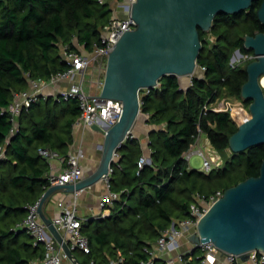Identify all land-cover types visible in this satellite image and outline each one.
<instances>
[{
    "label": "trees",
    "instance_id": "1",
    "mask_svg": "<svg viewBox=\"0 0 264 264\" xmlns=\"http://www.w3.org/2000/svg\"><path fill=\"white\" fill-rule=\"evenodd\" d=\"M262 1L241 13L218 14L209 31L199 30L198 64L203 73L191 84L183 86L177 75H166L149 93L141 90V112L155 127L149 138L151 164L139 169L144 150L135 137L118 149L110 188L120 198L109 207V215L83 221L82 231L91 244L89 254L75 250L83 264H111L119 255L124 257L122 264L149 261L173 222L192 216L197 194L225 192L260 175L264 144L231 151L230 137L239 125L230 110L218 111L214 105L227 94L250 107L252 101L242 97V87L252 59L235 66L232 57L237 50L254 54L245 40L264 32L258 17ZM113 17L108 0H0V264H31L44 256V245H35L32 234L21 227L29 207L51 186V163L39 149L67 158L75 142L74 125L82 115L77 99L54 95H41L24 108L17 126L8 108L16 94L29 89L30 80L48 81L70 68L62 46L77 49L78 42L91 49L95 41L101 43L102 29ZM201 133L225 155L224 164L210 172L191 168L185 158ZM184 258L187 264H204L198 247ZM154 264L167 262L156 258Z\"/></svg>",
    "mask_w": 264,
    "mask_h": 264
},
{
    "label": "water",
    "instance_id": "2",
    "mask_svg": "<svg viewBox=\"0 0 264 264\" xmlns=\"http://www.w3.org/2000/svg\"><path fill=\"white\" fill-rule=\"evenodd\" d=\"M257 0H137L132 7L136 28L127 30L109 55L101 96L123 105L120 120L112 127L92 128L104 134L101 162L95 172L77 183L50 186L39 201V213L50 232L74 264H83L54 220L45 213V204L58 191L76 193L104 180L116 161L118 149L130 137L141 114L142 89L158 87L162 77L195 75L202 49L200 29L209 31L218 14H236ZM264 24V0L258 9ZM245 46L256 58L247 65L248 80L242 97L251 100V117L230 137V149L240 153L264 144V32L246 36ZM243 56L241 50L236 51ZM233 59V57H232ZM200 76V75H199ZM190 241L213 242L228 254L250 259V252H264V161L260 175L249 177L225 190L198 223Z\"/></svg>",
    "mask_w": 264,
    "mask_h": 264
},
{
    "label": "built area",
    "instance_id": "3",
    "mask_svg": "<svg viewBox=\"0 0 264 264\" xmlns=\"http://www.w3.org/2000/svg\"><path fill=\"white\" fill-rule=\"evenodd\" d=\"M137 0H123L122 7L125 15L114 16L102 29L101 43L95 41L92 48L88 49L84 45L81 50L71 49L68 45L62 46V54L64 60L70 65V68L53 76L50 80L44 81L41 79L30 80L32 89H28L22 93L16 94L13 103L9 106L8 111L11 113V119L15 125L18 124V117L24 108L29 107L33 102L38 101L42 94L44 85H53L60 80L67 78L80 77L75 80L70 88L64 89L57 93L58 99H72L79 101L82 115L80 121L89 127L98 125L103 129L112 127L121 118L123 113V105L119 100L104 98L101 93H90L86 90L84 82L87 70L90 65H94L100 72L106 70L109 55L114 50L119 39L127 30L136 28V22L132 17V7ZM245 59H255V54L243 56ZM102 83V82H101ZM192 83V80H191ZM190 83V84H191ZM152 89L146 88L145 93H149ZM141 94V92H140ZM45 96V95H43ZM47 97V96H45ZM214 109L218 111L230 110L232 116L237 114L238 110L227 105L226 100H219L215 103ZM206 108V106H205ZM40 154L47 158L50 163L52 160L59 159L66 163L65 168L61 171L55 170V166L51 165L49 179L51 186L59 184L77 183L83 179L82 159L85 157V152L79 149L76 153L70 154L67 158L49 148H40ZM193 154H198L203 160V170L210 172L213 168L221 167L224 164L223 156L212 146L209 138H202V133L198 136L195 143L185 153V158L190 161ZM116 159L118 154H116ZM146 164H151L150 155H143L139 161V169H142ZM113 168L110 169L109 175L106 176L105 183L108 191L103 196L102 208L109 209L116 199L120 198V193L113 192L110 188V179L112 177ZM79 192H76L75 197ZM222 190L216 191L206 197L202 194H197V202L191 205L192 216L174 221L172 226L167 229L163 236L159 239L155 246L153 258L143 264H154V259L163 258L167 264H187L184 255L190 252L193 247L186 252H178L181 246V238L190 237L193 233H198V223L200 219L207 213L212 204L223 196ZM59 215L54 219L58 229L62 232L65 239L69 241L74 250H80L89 254L91 252V244L89 238L83 233V219L80 217L76 204L69 201H59ZM29 215L21 225L26 228L35 238V245L42 243L45 247L44 256L41 259L33 261L31 264H74L68 255L64 252L62 246L50 232L47 224L43 221L39 213V202L29 207ZM103 217L106 214L102 211L100 214ZM198 248L203 250L204 264H219L223 261L225 264H232L241 261L240 257L234 254H228L219 249L212 241L200 243ZM250 261L254 264L264 263L263 251H251ZM124 257L119 255L117 259L111 261V264H122ZM91 264H96L92 261Z\"/></svg>",
    "mask_w": 264,
    "mask_h": 264
},
{
    "label": "crops",
    "instance_id": "4",
    "mask_svg": "<svg viewBox=\"0 0 264 264\" xmlns=\"http://www.w3.org/2000/svg\"><path fill=\"white\" fill-rule=\"evenodd\" d=\"M82 46H83L82 44H78L77 42V50H81ZM95 70L96 68L93 65V69L91 71H95ZM103 72H100L99 70L98 81L91 83L92 90L94 89V87H96V93L99 92L101 93L102 91L104 78H105V73ZM76 79L79 80L80 77L77 76L74 79L73 78L63 79L53 85H44L42 89V94L45 96H50V95L56 96L57 93H59L60 91L70 88L71 84ZM181 83L183 86H188L191 83V80L190 81L185 80L183 82L181 81ZM29 89H32V87L30 86ZM147 117H148L147 114L141 112L130 136L135 137L139 140L144 150L143 155L149 156L151 152V149L149 147L150 133L151 130L155 127L148 123ZM79 119L74 125L73 134H74L75 142L70 147L69 155L72 153H76L79 149L84 150V152L85 150L87 151L88 153L87 157L85 152V157L82 159L83 178H84L90 176L93 172L97 170L100 164V163L97 164L98 155L101 153V159H102L103 149L101 145L103 144L102 142H104L103 138H105V136L102 132L96 131L93 128L85 125ZM202 138L204 139L208 137L205 134H202ZM51 165L55 166V170L61 171L63 168H65L66 163H63L59 159H55L51 161ZM107 191L108 190L105 187V183L102 180L86 188L84 191L79 192L77 197H75L76 193L58 191L52 196L51 200H49V204L45 207V213L48 217L54 220L60 213V208L58 206V203L59 201L64 200V201H69L72 204H76L79 215L83 219V221L89 217H98L102 213V211L106 215H109L110 209H103L101 205L103 196L107 193ZM192 247H193V243L189 239L186 240L185 237L181 238V246L178 249V252H186L190 250ZM223 261H220L219 264H225ZM242 264H254V263L248 260L247 262H242Z\"/></svg>",
    "mask_w": 264,
    "mask_h": 264
},
{
    "label": "rangeland",
    "instance_id": "5",
    "mask_svg": "<svg viewBox=\"0 0 264 264\" xmlns=\"http://www.w3.org/2000/svg\"><path fill=\"white\" fill-rule=\"evenodd\" d=\"M108 1H109V4L113 8L114 16H119V15L123 16V15H125L123 7H122V1L123 0H108ZM211 38H212V40L214 39L213 36ZM247 55H249V54H247ZM246 61L247 60L245 58H243V57H240L237 52L234 53L233 59H232V64L233 65H235V66L236 65H244L245 66L246 63H247ZM92 69H93V65H90L88 73L85 76V83L84 84H85V87L88 90V92L96 93V87H94V89L92 90L91 83L98 81V79H99V70L96 68L95 71H91ZM103 73H105V72H103ZM202 73L203 72H202L201 68L198 66L197 70L195 72V75H198V76L200 75L201 76ZM191 77L192 76L180 77V80L182 82L185 81V80L190 81ZM261 83H262V85L264 87V76L261 79ZM140 98H141V94H140ZM224 99L226 100V103H227L228 106L234 107V108H236L238 110L237 114L232 116L233 120L238 125L242 124L243 122H245L247 119H249L251 117L250 107L248 105H246L241 99H239V98L237 99L234 96H230V95L226 94L224 97H222L219 100H224ZM103 140H104V138H103ZM100 151H102V150H100ZM85 152H86V157H87L88 153H87L86 150H85ZM221 155L223 156L222 153H221ZM224 156H223V158H224ZM100 160H101V153L98 155L97 164L100 163ZM189 165H190L191 168H195V169H198L200 171H203V160L198 154H193L192 155V157H191V159L189 161ZM102 181H104V183H105V180H102ZM105 187L107 188L106 183H105ZM107 190H108V188H107ZM185 238H186V240H188V237H185Z\"/></svg>",
    "mask_w": 264,
    "mask_h": 264
}]
</instances>
